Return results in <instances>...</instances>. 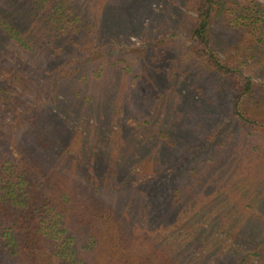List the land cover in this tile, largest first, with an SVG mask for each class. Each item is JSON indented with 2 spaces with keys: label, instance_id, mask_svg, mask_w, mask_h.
<instances>
[{
  "label": "trees",
  "instance_id": "1",
  "mask_svg": "<svg viewBox=\"0 0 264 264\" xmlns=\"http://www.w3.org/2000/svg\"><path fill=\"white\" fill-rule=\"evenodd\" d=\"M236 256L264 258V4L0 0V264Z\"/></svg>",
  "mask_w": 264,
  "mask_h": 264
},
{
  "label": "rangeland",
  "instance_id": "2",
  "mask_svg": "<svg viewBox=\"0 0 264 264\" xmlns=\"http://www.w3.org/2000/svg\"><path fill=\"white\" fill-rule=\"evenodd\" d=\"M260 1L264 4V0H260ZM233 36H234L233 39L232 40L230 39V41H234V40H238L239 39V35L238 34L234 33ZM128 46L131 48V50H137V51L144 48L142 39L140 37H137V36H132L130 38V43L128 44ZM253 246H255V244H253L252 247ZM249 252L253 253V250L248 248V247H246L245 251H243V254L244 255H248ZM262 254H263V251H262ZM238 261H239V258H238V256H236L235 261H234V263L232 262V264H236ZM225 264H228V263L226 262ZM253 264H264V258L262 257L260 259L259 258L254 259L253 260Z\"/></svg>",
  "mask_w": 264,
  "mask_h": 264
}]
</instances>
